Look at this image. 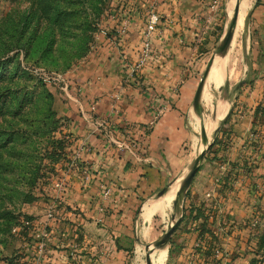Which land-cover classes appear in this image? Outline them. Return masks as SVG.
I'll use <instances>...</instances> for the list:
<instances>
[{
  "label": "rangeland",
  "instance_id": "374dc122",
  "mask_svg": "<svg viewBox=\"0 0 264 264\" xmlns=\"http://www.w3.org/2000/svg\"><path fill=\"white\" fill-rule=\"evenodd\" d=\"M200 1L208 7L207 15H211V19L193 41L188 42L183 36L177 40L179 47L190 48V51L183 50L178 57L182 63L175 65L179 84L167 85L164 93L156 92L148 83V88L142 84L157 67L153 65L158 61V52L164 50L159 49L160 45L152 48L148 62L136 71L129 67L136 62L137 54L132 59L122 56L117 96L132 101L125 93L127 89H138L140 94L145 91L152 112L151 120L145 125L147 128H152L168 109L179 112L183 128L175 138L174 164L160 171L162 182L155 189H146V193L140 191L131 209L136 226L122 233L129 239L126 242L140 243L135 248V256L141 258L142 263L133 264H147L146 259L154 247L162 242H166L165 245L177 242L185 233L186 225L178 233L176 226L166 237L182 214V202L186 205L185 218L194 223L200 220L197 230L210 237V242H203L210 246L203 252L207 259L202 264H264V16L260 15L264 0H250L237 35L235 18L242 0ZM156 3L145 4L143 0H0V264H44L33 262L32 258L36 257V250L41 256L49 255L46 245L50 242H106L110 236L115 238L114 233L104 231L106 220L101 218L97 222L86 214V209L82 210L83 205L87 206L83 203L87 204V199L82 201L76 194L98 189L100 205L107 203L114 190H121L118 185L121 175L116 173L115 160H125L123 155L127 153L134 157L145 154L148 133L138 136L132 130L134 125L123 119L120 123L101 119L99 125L94 126L98 132H91L90 136L95 140L103 138L101 151L104 154L97 168L92 169L88 159L83 161L79 152L70 149L76 139L69 128L72 120L62 111L66 108L76 111L83 95L88 97L94 90L95 86L86 81L87 78L85 87L79 84L101 37H107L113 24L138 16L146 20L148 9L153 5L160 17L155 33L161 30L169 13L157 10ZM229 33L231 40L228 42ZM142 39L143 36L140 43ZM165 52L161 53L164 55L162 61L172 60L173 56ZM227 55L230 57L222 85L218 88L207 86L205 80L196 100L208 68L217 57ZM162 73V78L166 79L167 75ZM190 78L194 79L193 84L188 83ZM183 86L185 88L181 89ZM206 88L210 95L208 102L203 98ZM181 96L188 99L178 107L176 99ZM220 104L233 107L234 114L229 123L223 124L229 109L209 132ZM113 106L118 108L115 103ZM89 109L92 114L95 104H90ZM118 110L123 109L119 106ZM85 142L82 148L88 147V154H91L96 146ZM210 147L211 153L206 158L205 152ZM110 150L114 152L112 156H105ZM79 160L82 161L79 163ZM146 167L156 170L152 165ZM193 169L196 172L184 189ZM207 170L216 194L222 197L227 193L242 194L245 188L242 181L250 180L246 186L248 192H244L240 200L226 197V203L230 198L236 206L226 217L236 240L232 242L234 252L229 257L221 253L223 247L219 242H212L216 239L215 233L206 227L218 212L217 198L207 194L205 199L211 198L209 203L201 201L196 214L192 215L190 196L196 192L194 188L207 186ZM147 177V171L140 175L142 179ZM172 188L178 190L176 194L180 193L176 204L179 203V209L164 216L157 212L149 222L143 223L144 205ZM137 189L139 185L134 191ZM204 204H208L207 208ZM55 219L61 223L59 233L54 232L49 222ZM85 223L88 225L84 228ZM225 232L230 234L231 231ZM59 247L60 244L57 249ZM69 253L64 255L67 259L77 254L71 248Z\"/></svg>",
  "mask_w": 264,
  "mask_h": 264
},
{
  "label": "crops",
  "instance_id": "0c3cea01",
  "mask_svg": "<svg viewBox=\"0 0 264 264\" xmlns=\"http://www.w3.org/2000/svg\"><path fill=\"white\" fill-rule=\"evenodd\" d=\"M143 1L145 4L150 3V1H156L157 10L169 13L168 16L165 18L164 23L161 24V30L157 33H154L151 39L152 48L154 47L153 49H156V46L158 45H160L159 49H164L162 50V52H158V61L153 65L157 66L155 68L156 71L154 70L153 75H150L149 77L147 76V78H145V80L142 82V84H144L146 87L148 83L151 85V87H155L156 90H154L156 92L164 93L165 89L168 90L167 85L175 86L179 84L177 82L180 81L176 74L178 68H176L175 65L176 63H182V59L179 60L178 57L184 53L183 50L185 49V47L178 46V38L183 36L187 37L188 42L193 41L195 37H198L202 34V32L204 31L203 27L205 28L210 22L211 15H207L208 7H206L205 4H203L204 2H201L200 0ZM242 1L240 2V10ZM247 3L248 6L245 9L243 15H245L247 9L250 6V0L249 2L247 0ZM260 12V15L264 16V7H260ZM228 13H231L230 9L228 10ZM121 21L122 20H118L117 24H113V26H111L112 29L109 28L112 30H109L112 39L108 37H103L102 39L101 37L100 42L97 45L94 57L85 67L84 79L82 80V82H80L79 87H85L86 81L89 80V82H92V85L95 86L94 90L91 91V95L88 94V97L86 95V97L83 95V97L79 101L80 103L78 102L76 111H68L67 108L66 110L64 109L62 111L64 115H68L72 120L69 128L70 132L73 134V136H75L76 140L73 143V149L72 147H70V149L73 150V152L75 153L79 152L80 159H82L83 161H85V159H88V161H90V163L92 164V169L97 168L98 162L104 154L103 151H101V143L103 141V138L99 137L98 140H95L94 137L90 136L92 133L98 132V130L94 126L99 125V121L101 119H108L107 121L109 122L116 121L117 123H120L121 119H123L125 120V122L130 123L131 126L134 125V128L132 130L135 131L138 136H141L142 133H148V142L145 145V154L141 153L134 157V155L124 153L126 154L123 155L125 157V160L122 159L120 162L115 160V165L117 167L116 173H120L121 175L120 181L118 183V185H120L121 187V190H114V193L111 194V198L109 201H107V203L104 202L102 203V205H100L99 199L101 198L98 189L91 190L90 192H87L85 194H76V197L78 199H81L82 201L87 199V204L83 201V203H85V205L87 206L83 205L82 210L86 209V214L88 213V216L94 217L97 222L101 220V218L106 220L107 227L105 228L107 230L105 229L104 231L114 233L115 238L110 236L109 239L105 240L106 242H72V240L71 242H50L48 245H46V250L48 248L49 252L47 253H49V255L41 256L39 255L40 253L38 254V251L36 250V257L32 258L33 262L38 261L44 264H133V262L142 263L141 258L139 259V257L135 256V248L140 243L126 242L129 241V239L125 237V235H123L122 233L125 234V231L127 232L129 230H132L136 226L137 220H134L133 216L131 217V209L134 207V202H137L136 198L138 197V195L141 194L140 191L146 193V189L149 191L155 189L159 182H162L160 176L162 177L163 175L160 174V171L167 170L166 168H171L174 164V153H177V141L175 140V138L179 137V135L183 131V128L181 126V117L179 112L171 109H168L167 111L162 113L156 120V124L152 128H147V126L145 125H147L151 120L152 112L148 108V101L150 99L146 98L145 91L144 93L140 94L139 92H137L138 89L134 91L131 90V88L127 89V92L125 91V93H127V95L131 97L132 101H125L124 98L117 96L119 91L118 85L120 84L119 72L121 71L122 67V56H127L131 59L135 57L134 55L137 54L139 46L141 45L140 42L142 38V31L145 28L144 16L131 18L129 20L127 31L125 32V34L120 36L116 34V30L119 29ZM240 28L241 26H239L237 21V32L235 35L238 34ZM115 37L119 39L118 42L113 41ZM185 50L190 51V48H186ZM165 51H167L171 56H173L172 60L168 59L166 61H162L164 55L161 56V53H166ZM229 57L230 56L227 55L222 58L217 57L215 59V61L218 60L219 64H222V80L221 84L218 87H220L224 81L225 69L227 65L226 62L229 60ZM162 64H164V67L162 66ZM213 64L211 65V67L213 66ZM162 71H164V74L167 75L166 79L162 78ZM165 80L168 81L164 82ZM193 81L194 79L190 78L188 80V83L193 84ZM206 84H208V82ZM209 86H214L215 88H218L214 84H211ZM184 88L185 87L183 86L181 89ZM178 98L176 99V101L178 102V107H180V104L186 102L188 99L187 96H181ZM92 103L95 104V109L91 114V112L89 111V105ZM114 103L116 106H118V108L120 106V109L123 110L119 111L117 107L113 106ZM115 108L117 109L114 110ZM220 108L225 109L226 113H224V115L220 119H217L216 116V120L214 119L216 123L227 114L228 110L230 109V106L226 104H220L218 112L220 111ZM90 118L91 120L89 121L88 119ZM214 121L212 123H214ZM244 125L245 127H247L248 123H245ZM87 129L92 130L88 131ZM85 141H87L88 143L90 142L91 146H96V148L91 151V154H88V147L82 148V145L87 144ZM137 147L139 148V145H137ZM97 153L99 155H97ZM113 153V150H110L109 152H106L105 156H112ZM82 160H79V163ZM110 160H112V162L114 161L113 159ZM91 161L94 163H92ZM149 165H152L154 168H156V170L148 169L146 166ZM118 167L120 169V172ZM144 171L148 172L147 179L140 178L141 173H143ZM209 174V170H207V184L205 183L207 186H202L197 190L196 188H194L196 192H193L194 194L192 197L190 196L193 209L192 215L196 214V211L198 210L196 208L198 205L201 206V201H206V203H209V200H211V198H209V200H206L205 197H207V194H210L214 198H217L220 203L218 212H216L214 221L209 224L211 222L209 220V222L206 224V227L213 229V232L215 233L216 239L212 240V242H219V244L223 247L221 253L225 257H229L234 252V245H232V242H236V240L234 238L235 231L229 228L230 225H227L229 220H227L226 217L231 215L234 212V209L236 208L234 201H231L230 199L231 196L234 195L227 193L225 194V197H222L216 194L215 186H212L213 179L210 177ZM242 182L245 188L241 192L242 194L244 192L247 193L248 188L246 189V186L250 184V180H244ZM96 184L97 183H95V185ZM137 185H139L140 189L142 190L137 189L135 192L134 188H136ZM242 194L238 193L237 196H234L235 199L237 200L239 198L241 199L242 197H244V195ZM227 196H229L230 198H228V202L226 203ZM82 201L80 203H82ZM150 202L145 204L144 207L149 206ZM207 206L208 204H204L205 208H207ZM174 209H179V203ZM157 212L162 214V212L157 209L153 212L150 219L146 221L142 217V210L141 220L143 221V223L149 222L153 215ZM221 214L224 215L222 218L219 217ZM179 218L181 219L180 222L177 224V233L183 225H186L187 230L185 231V233L181 234V237L179 240H177V242H168L165 247H160L157 249L154 248V264H156L155 261L159 253H164V263L162 262L161 264H202V261L204 259L206 261L207 257L203 254V252L204 250H207L210 244H207L206 248L203 242H210V237L203 236V234H200V231L197 230V223H200L201 221L198 220L197 222L196 220V223H194L195 221L193 222L192 220L190 221V219L187 220L186 218H183V211ZM96 221L95 223H97ZM49 222L52 226V229L55 230L54 232L59 233L61 229V223L59 222V220L55 219L53 221L50 220ZM87 225L88 224L85 223L84 228L87 227ZM228 229L231 231L230 234H226L225 232ZM206 238L208 239L205 241ZM63 240L66 241L65 239ZM58 244H60V247L57 249ZM195 247H200L202 249L197 250L195 249ZM70 248L73 253L77 254H72V258L67 259L64 255L67 253L68 255L70 254ZM128 249H131V252H129ZM35 258L37 259L35 260Z\"/></svg>",
  "mask_w": 264,
  "mask_h": 264
},
{
  "label": "bare ground",
  "instance_id": "6f19581e",
  "mask_svg": "<svg viewBox=\"0 0 264 264\" xmlns=\"http://www.w3.org/2000/svg\"><path fill=\"white\" fill-rule=\"evenodd\" d=\"M246 4H247L246 0H244L242 3L240 13H239V18H238L239 26H242V19L244 16L243 14H244V11L247 7ZM221 80H222V64L221 63L219 64L218 61H215L213 66L210 69L207 85L209 86L211 84H214L216 87H218L221 84ZM204 99H205V101H209V99H210L208 88H206V90H205ZM224 113H226L225 109L220 108V111L216 115L217 119H220L224 115ZM215 120H216V118H215ZM215 124H216V122L214 121L211 129L209 128V132H210V130L213 129ZM176 191H177L176 189L172 188L168 192H166L165 195L155 197V199H153L149 203V206L144 207L143 213H142L143 219L148 221L150 219V217L152 216L153 212L157 209H159L160 212H162L163 216L166 215L167 212H170L172 210L171 204H172L173 199L175 198V195H176L175 192ZM163 260H164V253H159L155 263L161 264L163 262Z\"/></svg>",
  "mask_w": 264,
  "mask_h": 264
},
{
  "label": "built area",
  "instance_id": "2783aa9c",
  "mask_svg": "<svg viewBox=\"0 0 264 264\" xmlns=\"http://www.w3.org/2000/svg\"><path fill=\"white\" fill-rule=\"evenodd\" d=\"M214 3H216V2L215 1L213 2V7L216 6V5L214 6ZM159 21H160V17L158 16L156 11L154 10L153 5H151L150 8L148 9V13L146 16L145 28L142 32L143 39H142V43H141V46L139 48V51L137 53V60L132 66L129 67L131 70L136 71V70L140 69L150 59L151 51H152L151 39H152V36L154 35V33L157 31ZM128 25H129V20L122 19L119 29L116 30V34L120 35V36L125 34V32L127 31ZM118 40L119 39L117 37H115V39H113V41H115V42L116 41L118 42Z\"/></svg>",
  "mask_w": 264,
  "mask_h": 264
},
{
  "label": "water",
  "instance_id": "95a60500",
  "mask_svg": "<svg viewBox=\"0 0 264 264\" xmlns=\"http://www.w3.org/2000/svg\"><path fill=\"white\" fill-rule=\"evenodd\" d=\"M236 12H237V13H236L235 22H237V18H238V15H239L238 10H237ZM234 17H235V16H234ZM230 40H231V35H230V33H229V35L227 36V41L229 42ZM209 73H210V67L208 68V70L206 71V73H205L204 76H203V79H202L201 82H200V85H199V88H198V89H199V92H198L199 95L196 96V100L200 97V92H201V90H202V87H203V84H204L205 80H206V81L208 80ZM196 100H195V101H196ZM205 140H206V139H205ZM195 172H196V169H193L192 172L190 173L188 179L186 180V182H185V184H184V186H183L184 189L188 187V185H189L191 179L193 178ZM179 197H180V193L178 192V193L176 194L175 200H174V201L172 202V204H171V206H172V207H171V208H172V211H173L174 208L176 207L177 200H178ZM180 219H181V218H179V219L175 222V224H173V225L171 226V230H170V232H169V233L167 234V236H166L167 238L169 237V235L171 234V232L173 231V229L177 226V224L180 222ZM166 237H165V238H166ZM165 243H166V242H162V243L158 244V245H157L156 247H154V248H155V249L160 248V247L162 248V247H164ZM155 249L152 251V254L148 256V259H146L147 264H154L153 257H155Z\"/></svg>",
  "mask_w": 264,
  "mask_h": 264
},
{
  "label": "trees",
  "instance_id": "16d2710c",
  "mask_svg": "<svg viewBox=\"0 0 264 264\" xmlns=\"http://www.w3.org/2000/svg\"><path fill=\"white\" fill-rule=\"evenodd\" d=\"M257 4V3H256ZM112 31V30H111ZM107 37L108 38H110V39H112V37H111V35H110V33L109 32H107ZM233 114H234V108L232 107L231 109H230V111H229V113L227 114V116H226V118H225V120L223 121V124H227V123H229L230 121H231V117L233 116ZM211 153V147H210V149H208L206 152H205V157L207 158L208 157V155ZM183 212H184V214H183V218H185V215H186V205H185V203L183 204Z\"/></svg>",
  "mask_w": 264,
  "mask_h": 264
}]
</instances>
